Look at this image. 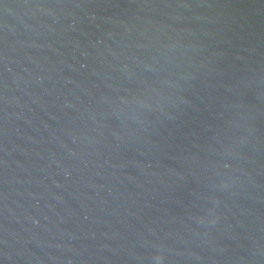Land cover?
Masks as SVG:
<instances>
[{
    "label": "water",
    "instance_id": "obj_1",
    "mask_svg": "<svg viewBox=\"0 0 264 264\" xmlns=\"http://www.w3.org/2000/svg\"><path fill=\"white\" fill-rule=\"evenodd\" d=\"M0 264H264V0H0Z\"/></svg>",
    "mask_w": 264,
    "mask_h": 264
}]
</instances>
